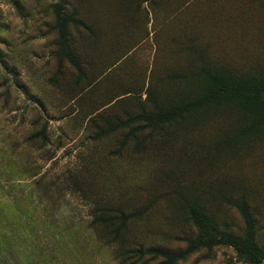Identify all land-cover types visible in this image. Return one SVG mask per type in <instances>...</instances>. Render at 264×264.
<instances>
[{
	"label": "rangeland",
	"instance_id": "374dc122",
	"mask_svg": "<svg viewBox=\"0 0 264 264\" xmlns=\"http://www.w3.org/2000/svg\"><path fill=\"white\" fill-rule=\"evenodd\" d=\"M155 1L0 0V264H122L93 223L109 206L139 211L130 244L185 252L195 231L184 205L241 234L230 200L243 194L264 247V137L220 155L212 144L235 130L229 115L140 118L192 89L201 67L264 72V0ZM56 4L72 18L76 67L60 55ZM171 264L250 263L219 244Z\"/></svg>",
	"mask_w": 264,
	"mask_h": 264
},
{
	"label": "trees",
	"instance_id": "16d2710c",
	"mask_svg": "<svg viewBox=\"0 0 264 264\" xmlns=\"http://www.w3.org/2000/svg\"><path fill=\"white\" fill-rule=\"evenodd\" d=\"M129 1L134 3L135 9H139L140 1L149 2L153 7L157 5L155 0ZM55 11L60 55L76 67L78 60L69 46L67 30L68 22L72 18L64 13L60 4H56ZM192 84V89L176 93L171 99L156 104L155 112L143 113L141 120L149 126H157L159 123L195 125L200 118L229 115L234 119L235 130L226 132L212 144L214 153L220 155L227 154L226 152L235 154L238 149L233 144L238 141L245 145L264 137V72L236 74L225 67H201L193 74ZM130 123V119L125 122L118 120V128L130 126ZM131 135L134 136L135 131ZM246 197L243 194L230 200L239 210L245 224L241 234L221 229L217 219L197 201L184 205L186 220L195 231L194 236L186 238L188 248L185 252L170 253L160 247L146 249L139 243L130 244L125 239L127 224L139 215L138 210L126 213L122 208L110 206L95 210L93 223L108 230V237H114L108 243H113L118 250H122L119 256L122 264L130 261V264H144L146 257H151L152 260L163 257L167 260L166 264H171L197 248H211L219 244L232 246L238 257L250 264H257L264 260V247L256 242V219L250 211Z\"/></svg>",
	"mask_w": 264,
	"mask_h": 264
}]
</instances>
